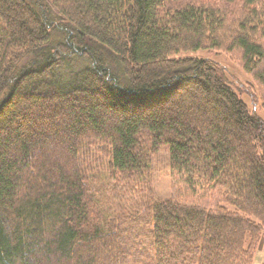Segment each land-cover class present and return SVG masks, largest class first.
<instances>
[{"label":"trees","instance_id":"16d2710c","mask_svg":"<svg viewBox=\"0 0 264 264\" xmlns=\"http://www.w3.org/2000/svg\"><path fill=\"white\" fill-rule=\"evenodd\" d=\"M211 49L264 110V0H0V264H252L264 118Z\"/></svg>","mask_w":264,"mask_h":264},{"label":"rangeland","instance_id":"374dc122","mask_svg":"<svg viewBox=\"0 0 264 264\" xmlns=\"http://www.w3.org/2000/svg\"><path fill=\"white\" fill-rule=\"evenodd\" d=\"M215 0H181V3L193 2L202 4L213 2ZM180 57H197L210 59L221 67L224 76L229 81L234 90L240 95L241 99L248 105V107L261 117L264 118V110L261 107L260 101L253 104V81L250 75L246 74L242 69L240 55L237 51L225 50H199L193 53H186L178 55ZM253 92V93H252ZM253 104V105H252ZM192 113H194L192 111ZM59 117V114L56 116ZM66 120L67 116H60ZM57 119V118H55ZM42 130H45L43 126ZM102 169H104L102 167ZM150 170L153 176L154 193L160 200H167L170 194V180H169V165L168 153L165 148L159 149L152 157ZM252 264H264V231L258 247L253 255Z\"/></svg>","mask_w":264,"mask_h":264}]
</instances>
